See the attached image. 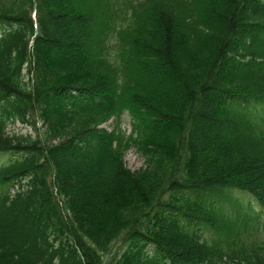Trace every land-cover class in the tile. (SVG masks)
Instances as JSON below:
<instances>
[{
    "label": "trees",
    "instance_id": "16d2710c",
    "mask_svg": "<svg viewBox=\"0 0 264 264\" xmlns=\"http://www.w3.org/2000/svg\"><path fill=\"white\" fill-rule=\"evenodd\" d=\"M0 26V264H264V0H0Z\"/></svg>",
    "mask_w": 264,
    "mask_h": 264
},
{
    "label": "rangeland",
    "instance_id": "374dc122",
    "mask_svg": "<svg viewBox=\"0 0 264 264\" xmlns=\"http://www.w3.org/2000/svg\"><path fill=\"white\" fill-rule=\"evenodd\" d=\"M122 0H119V2ZM133 1H137V0H133ZM34 4V2H33ZM30 12V16L33 20V22L35 21V7L32 6V8L29 9ZM3 27L0 26V32L2 31ZM110 47L112 52L115 51L116 46H115V42L111 41L110 43ZM23 72H25L23 70ZM28 75L24 77L25 80H28ZM41 121L38 120L35 116L30 118V123L28 122H15L13 124H9L6 128V131L8 133L11 134H30L33 137H41L42 135V125H41ZM105 128L107 130H113L116 129L117 130H121V132L124 135H128V133L130 132V117L127 114V112H124L120 118L119 121L117 122L115 119H110L108 120L105 124H104ZM4 153H8V152H4ZM0 154V162L7 160L9 158L10 154ZM124 165L125 167H127L129 170L131 171H135L138 170L139 168H141L144 164V157L142 156V154L138 151V149L136 148V146L134 145H129V147L126 149V152L124 154ZM242 205H246L247 202L251 203L252 206L254 207L256 212L260 213V224H261V234L262 237L264 239V210L260 209L258 206H256V204L252 201V199L250 197H241L240 198ZM206 236L209 235L208 233H205ZM117 248V246L115 247ZM118 248H121L120 246H118Z\"/></svg>",
    "mask_w": 264,
    "mask_h": 264
}]
</instances>
